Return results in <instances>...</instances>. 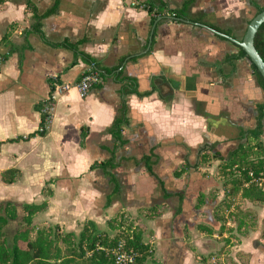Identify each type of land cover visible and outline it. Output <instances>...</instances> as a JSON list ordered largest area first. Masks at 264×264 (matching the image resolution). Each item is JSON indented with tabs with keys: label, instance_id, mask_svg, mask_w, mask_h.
<instances>
[{
	"label": "crops",
	"instance_id": "crops-1",
	"mask_svg": "<svg viewBox=\"0 0 264 264\" xmlns=\"http://www.w3.org/2000/svg\"><path fill=\"white\" fill-rule=\"evenodd\" d=\"M143 1L0 3V52L6 54L0 67V201L38 204L47 183V205L33 216V225L76 235L87 221L106 230L107 220L122 210L155 208L160 215L151 220L152 238L165 254L163 264H188L186 235L197 231L195 224L219 229L222 220L214 212L224 201L221 161L210 159L197 170L191 166L202 153L228 158L240 145L260 143L264 149V110L258 121L264 91L249 61L236 56L247 23L264 0H191L184 19L151 13ZM162 1L180 9L188 0ZM28 2L43 16V38L31 29ZM64 43H77L76 52L111 71L84 97L75 84L90 66ZM118 78L131 81L133 91L122 94ZM48 97L51 119L39 134L37 105ZM122 100L128 125L124 146L114 152L118 164L110 171L118 191L110 195L113 184L90 166L111 156L114 140L107 130ZM81 127L87 129L84 146ZM145 157L155 175L147 172ZM8 170L19 176L6 183L1 175ZM199 192L203 202L195 208ZM234 207L229 210L239 219L253 213L258 227L232 245V261L264 264V202L244 199L241 213ZM233 250L246 252L248 262Z\"/></svg>",
	"mask_w": 264,
	"mask_h": 264
},
{
	"label": "trees",
	"instance_id": "trees-1",
	"mask_svg": "<svg viewBox=\"0 0 264 264\" xmlns=\"http://www.w3.org/2000/svg\"><path fill=\"white\" fill-rule=\"evenodd\" d=\"M3 1L5 0H0V3ZM190 2L191 0L186 1L180 9L170 8L162 0H145L140 4H142L143 7L151 13H155L157 15L169 13L171 15L173 14L174 17L184 19L185 8ZM26 7L32 12V17L34 18V23L31 26L32 31L42 37L39 22L43 16L37 15L34 7L29 2L26 4ZM263 8L264 6H257L255 14ZM211 28L219 31L217 27L211 26ZM263 35L264 22L256 31L253 39V46L255 50L264 60ZM6 37L7 36L4 38ZM50 44L52 46H56L55 44ZM63 46L73 50L74 52L77 50V43H64ZM76 54L90 66L89 72H95L101 78L111 72L107 69H101L98 64L86 54L81 52H76ZM236 56L247 59L241 48H239ZM5 57L6 54L1 53L2 61ZM250 67L258 84L264 91L263 78L253 64L250 63ZM118 80L122 83V94L133 91L131 81L124 78H118ZM40 108L41 102L37 105V109L40 110ZM263 110L264 105L258 106V121ZM126 113V106L124 100H122L118 108V115L107 130L114 140V147L110 152L111 156L100 163H94L90 166V169L99 168L107 181L110 184H113L110 195L118 191L115 177L110 170L118 164V162L114 161V152L123 147L125 144L122 131L124 127L128 125ZM42 119L43 115H41L40 125H42ZM258 132L259 128L257 127L253 132L254 136H257ZM37 133L42 134L43 132L38 129ZM86 133L87 129L85 127H81L79 133L80 146H84L85 144L84 140ZM228 156V158H222L218 153H202L198 157L197 163L191 167L192 170H197L196 168L198 164L206 163L210 159L214 158L219 159L221 163L218 166V174L224 183V201L222 202V207L229 209L231 206H235L234 208H236V212L241 213V210L238 209V207L244 199L255 202H264V189H262V187L256 182H253L249 175L250 172L257 175L261 171L262 166L264 165V149L260 143L240 145ZM149 161L150 157H145L143 159L147 172H149V174H154L150 168ZM182 172L183 169H179L175 171L174 174L178 177L182 174ZM18 176V170H8L2 173L1 180L9 183L18 178ZM156 178L158 177L156 176ZM159 183L160 187H163L161 180H159ZM45 186L42 188L44 199L38 204H17L7 200L0 201V264H42L45 260L50 259L55 260L57 264H116L113 256L114 249L129 251L133 255V260L129 264H143V262L146 261V258L150 255L151 248L149 243L143 241L142 233L140 231H131L130 234L126 232H118L112 237L108 234L107 229H114L115 226L118 225L115 217L107 220L106 230H100L93 222L87 221L83 224L82 229L77 235L71 232H65L63 233L64 235L58 237L55 233H51L49 230L50 228H35L33 225V216L46 208L47 197L50 195V189ZM110 195L106 198V204L109 203ZM165 195L168 196L169 194L166 193ZM178 200L179 204L176 213L179 214L181 211L182 195L178 194ZM197 201L198 202L196 203L195 208H198L200 203L203 202L202 192L198 193ZM155 211V208L149 209V212L152 213V216L150 215L149 218L155 216V214H153ZM17 218L19 219L18 228L11 236H8L6 233V227L10 221H14ZM241 223L242 221L239 220L238 225L240 226ZM194 227L202 229V231L209 234L213 232L211 227L202 224H195ZM53 228L58 229L57 226H53ZM221 228L222 225H220L218 231H220ZM186 229L188 228L186 227ZM33 233L34 237L32 238L31 235ZM260 236L264 240V226ZM69 239L72 240V243L67 244L65 248L61 250L57 244V240L66 242Z\"/></svg>",
	"mask_w": 264,
	"mask_h": 264
},
{
	"label": "rangeland",
	"instance_id": "rangeland-1",
	"mask_svg": "<svg viewBox=\"0 0 264 264\" xmlns=\"http://www.w3.org/2000/svg\"><path fill=\"white\" fill-rule=\"evenodd\" d=\"M235 209L236 208H234V211ZM238 209L240 208L238 207ZM153 214H155V216L149 218L150 215L152 216V213H150L148 209H140L135 213L122 210L115 216L118 225L111 230L106 228L111 237L118 232H126L130 234L131 231H140L142 233L143 241L149 243L151 248L150 255L146 258V261H144L143 264H163L164 261L165 254L161 251L160 245L158 243L156 244V242L154 243L152 238L153 222L151 220L160 214H157L156 211ZM214 214L215 217L217 216L222 220V228L220 231H218V225L212 223L215 230H213L211 234L207 233V235H204L202 229H196L197 231L194 233H188V235H186L185 241L188 244L185 245L190 250L187 259L188 264H236L232 261V245L235 243L240 244L241 240L239 237L245 236L249 229H255L258 227L256 217L253 213H250L247 217L239 219L242 221L240 226L238 225V218H235V221L233 222L232 214L234 213H231L228 208H223L222 206L218 207ZM235 215L237 214H234L233 216L235 217ZM18 223V218L14 221H10L6 227V233L8 236H11L15 232L18 228ZM34 225L35 228H50L49 230L51 233H55L58 237L64 235L63 232L60 233V230L53 228V226H41V224ZM212 234L216 235V237H213ZM236 234L238 236H236ZM199 235H202V238H199ZM31 237H34V233ZM205 237L208 238V241L204 240ZM71 243V239L66 242L57 240V244L61 250H63L67 244ZM201 245L206 249L202 250L200 247ZM116 250L117 249H114V251ZM233 251L234 253L236 252V250ZM236 253L239 255V260L243 261L242 263L248 262L249 257L246 252H243V250H237ZM42 264H57V262L50 259L45 260Z\"/></svg>",
	"mask_w": 264,
	"mask_h": 264
},
{
	"label": "built area",
	"instance_id": "built-area-1",
	"mask_svg": "<svg viewBox=\"0 0 264 264\" xmlns=\"http://www.w3.org/2000/svg\"><path fill=\"white\" fill-rule=\"evenodd\" d=\"M173 15V14H172ZM2 64L1 52H0V67ZM88 72L84 73L79 81L75 84L79 95L84 97L90 88L96 84H99L101 81V77L95 72ZM53 109V101L51 97L44 98L41 101V108L39 110L40 115H43L42 125L39 127V131L45 132L48 129V125L51 119V113ZM250 177L252 178L253 182L259 184L262 189H264V165L262 166L261 171L254 175L253 172L249 173ZM113 256L115 258L116 264H129L133 260V255L129 251L119 250L113 251Z\"/></svg>",
	"mask_w": 264,
	"mask_h": 264
},
{
	"label": "water",
	"instance_id": "water-1",
	"mask_svg": "<svg viewBox=\"0 0 264 264\" xmlns=\"http://www.w3.org/2000/svg\"><path fill=\"white\" fill-rule=\"evenodd\" d=\"M264 22V8L256 13L247 23L242 40L238 43L244 51L248 61L253 64L264 80V60L259 56L253 46V39L256 31Z\"/></svg>",
	"mask_w": 264,
	"mask_h": 264
}]
</instances>
